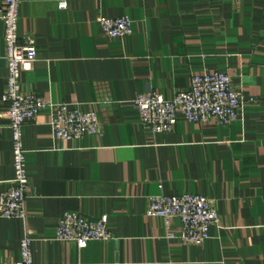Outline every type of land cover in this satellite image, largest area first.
<instances>
[{"label": "crops", "instance_id": "1", "mask_svg": "<svg viewBox=\"0 0 264 264\" xmlns=\"http://www.w3.org/2000/svg\"><path fill=\"white\" fill-rule=\"evenodd\" d=\"M123 15L132 34L104 35L98 19ZM17 33L37 52L23 90L94 111L101 133L57 140L47 110L23 126L27 215L0 217V264L19 260L25 231L34 264H264V0H21ZM4 57L0 22V193L13 177ZM214 71L241 89L235 121L141 125L139 93L171 99ZM184 193L210 199L220 219L201 245L167 239L164 220L146 214L149 196ZM65 211L106 215L111 238L56 240Z\"/></svg>", "mask_w": 264, "mask_h": 264}, {"label": "built area", "instance_id": "2", "mask_svg": "<svg viewBox=\"0 0 264 264\" xmlns=\"http://www.w3.org/2000/svg\"><path fill=\"white\" fill-rule=\"evenodd\" d=\"M20 3L21 0H2L0 3L7 68L2 101L7 105L5 114L11 131L13 157L11 186L0 193V217L24 220L29 179L22 140L23 126L34 121L41 111L47 110L48 124L57 140H75L84 135L100 134L101 127L94 111H81L63 102L51 103L33 92L23 90L21 74L32 70L37 52L32 43L19 41L17 24ZM98 23L103 34L111 38H123L133 32V21L127 15L100 17ZM133 104L141 125L152 133H161L172 131L179 117L188 123L227 125L235 121L242 109V92L233 86L227 73L214 71L193 74L188 89L176 93L171 99L148 90L139 93ZM146 214L164 220L167 239L188 245L204 243L209 237L210 227L220 223L210 199L194 193L149 196ZM173 218L180 221L176 233L170 227ZM107 221L106 215L92 220L77 212L65 211L57 221L55 239L74 242L80 248L90 241L109 240L111 234ZM31 243L30 232L25 231L19 243V260L14 264H34Z\"/></svg>", "mask_w": 264, "mask_h": 264}]
</instances>
